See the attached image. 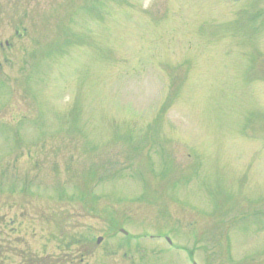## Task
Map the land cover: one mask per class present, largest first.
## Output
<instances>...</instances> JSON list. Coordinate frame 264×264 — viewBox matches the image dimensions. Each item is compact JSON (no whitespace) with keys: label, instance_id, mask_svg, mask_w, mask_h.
Listing matches in <instances>:
<instances>
[{"label":"rangeland","instance_id":"374dc122","mask_svg":"<svg viewBox=\"0 0 264 264\" xmlns=\"http://www.w3.org/2000/svg\"><path fill=\"white\" fill-rule=\"evenodd\" d=\"M0 251L264 264V0H0Z\"/></svg>","mask_w":264,"mask_h":264},{"label":"water","instance_id":"95a60500","mask_svg":"<svg viewBox=\"0 0 264 264\" xmlns=\"http://www.w3.org/2000/svg\"><path fill=\"white\" fill-rule=\"evenodd\" d=\"M100 239H101V237H98V238H97V240H96V242H99V241H100Z\"/></svg>","mask_w":264,"mask_h":264},{"label":"trees","instance_id":"16d2710c","mask_svg":"<svg viewBox=\"0 0 264 264\" xmlns=\"http://www.w3.org/2000/svg\"><path fill=\"white\" fill-rule=\"evenodd\" d=\"M6 251V250H5ZM1 252V251H0Z\"/></svg>","mask_w":264,"mask_h":264}]
</instances>
